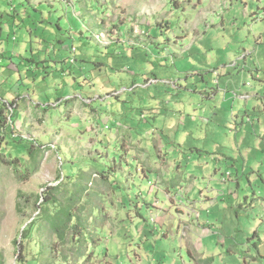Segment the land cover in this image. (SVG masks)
<instances>
[{"label": "rangeland", "instance_id": "rangeland-1", "mask_svg": "<svg viewBox=\"0 0 264 264\" xmlns=\"http://www.w3.org/2000/svg\"><path fill=\"white\" fill-rule=\"evenodd\" d=\"M0 13V53H19L0 65V98L18 96L1 131L37 144L28 179L26 151L17 171L0 164L2 264L37 197L82 172L84 264H264V0H0Z\"/></svg>", "mask_w": 264, "mask_h": 264}, {"label": "trees", "instance_id": "trees-1", "mask_svg": "<svg viewBox=\"0 0 264 264\" xmlns=\"http://www.w3.org/2000/svg\"><path fill=\"white\" fill-rule=\"evenodd\" d=\"M17 98L18 96L9 102H3L0 98V141L1 138L3 139L0 149H4L0 152V164L17 171L20 158L16 150L26 151L30 155L29 161L32 164L18 177L28 179L32 175L31 170L36 161V153L32 148L36 142L16 137L11 129L6 130V134L1 131L5 127L1 126V117L7 108L11 109L10 123L16 116L13 107L17 104L14 102ZM8 146L13 149H9ZM11 151H14V154H11ZM88 160L91 159L83 160L82 163L85 164L81 167H88L90 163ZM88 171H92L93 176L98 174L92 168ZM85 176V172L84 175L82 172V176L78 178L65 174L57 186L48 188L43 195L37 197L36 205L42 199L38 207L39 213L25 225L19 239L14 241L15 264H84L86 262L90 220V206L86 198L91 194L89 186H92V182L90 176ZM101 178L103 179L104 176ZM105 182H108L107 178ZM0 264H2L1 256Z\"/></svg>", "mask_w": 264, "mask_h": 264}, {"label": "crops", "instance_id": "crops-1", "mask_svg": "<svg viewBox=\"0 0 264 264\" xmlns=\"http://www.w3.org/2000/svg\"><path fill=\"white\" fill-rule=\"evenodd\" d=\"M31 6H35V5H39L40 3H36V2H30L29 3ZM11 9H12V11L14 12V14L15 15H18L19 14V12H17L16 11V9L14 8V7H11ZM12 15H9L8 17H7V19H6V17L2 14V13H0V18H1V20H9L10 19V17H11ZM2 22V21H1ZM3 32H4V30H3V28L1 27V25H0V42L3 40ZM9 37V36H8ZM7 39V38H6ZM38 39H41V38H39L38 37ZM18 49V48H17ZM19 56V53H16V52H14V51H10V50H8V49H6L5 51L4 50H2V52L0 53V59H1V64L0 65H3V66H8L9 64L10 65H13L14 63H13V61L15 60L14 58H16V57H18ZM6 62V63H5ZM8 62V63H7Z\"/></svg>", "mask_w": 264, "mask_h": 264}]
</instances>
